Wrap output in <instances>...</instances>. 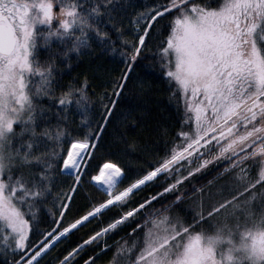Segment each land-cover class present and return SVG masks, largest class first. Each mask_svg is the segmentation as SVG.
Returning <instances> with one entry per match:
<instances>
[{"label": "snow or ice", "instance_id": "6c2138e0", "mask_svg": "<svg viewBox=\"0 0 264 264\" xmlns=\"http://www.w3.org/2000/svg\"><path fill=\"white\" fill-rule=\"evenodd\" d=\"M94 45L124 57L111 90L97 93L83 73L64 84L73 54ZM148 52L179 113L175 135L146 164H122L112 157L141 145L105 133ZM123 123H136L134 109ZM86 185L104 197L85 192L77 205ZM125 227L127 238L110 244ZM0 255L7 264L105 255L104 264H264V0H0Z\"/></svg>", "mask_w": 264, "mask_h": 264}, {"label": "trees", "instance_id": "16d2710c", "mask_svg": "<svg viewBox=\"0 0 264 264\" xmlns=\"http://www.w3.org/2000/svg\"><path fill=\"white\" fill-rule=\"evenodd\" d=\"M156 43L157 41L154 38L152 45H150L152 51H155L154 46ZM93 48L92 52L81 55L79 59L73 54L72 62L77 66L73 68L70 74L63 77L62 82L64 84H67L69 81L75 83L73 78L79 77L83 73L88 76L91 89L97 93L102 92L104 89L111 90L113 78L119 76L125 68L124 57L119 54V50L113 53L104 51L96 45ZM152 62L151 52L147 53L146 59H138L132 72L129 74L127 91L122 93L115 115L106 129L105 137L109 142L116 141L118 138L126 135L129 138L135 139L141 145V148L135 155L129 156L125 152H117V155L112 157L113 159L120 160L122 164L128 160L133 161L134 166L146 164L160 153L165 141L170 140L175 135L174 129L177 126L179 113L174 100L169 96L166 81L161 78L159 67H151L150 64ZM141 85L147 90L141 92ZM129 109L135 110V124L123 123V116ZM71 118L75 124H78L80 121V116L76 112L72 114ZM162 129L168 130L167 136L161 135ZM119 144L123 147L122 139L119 140ZM65 179L69 178L65 177ZM203 182V179L192 181L194 184ZM145 191H149V189H145ZM85 192L91 193L92 196L97 198L104 197L102 190L97 189L95 186L86 185L85 190L77 197V205H82L85 202ZM139 195L143 196L144 192H141ZM76 211L77 208L73 207L72 212L68 216L69 220L76 214ZM113 211L105 212L102 218L92 220L86 226L79 228L78 231H74L73 234L69 235L67 239L63 240L52 251L51 257H55L69 246H74L81 238H86V235L91 230L107 221L113 215ZM127 231L128 229L125 227L111 234L108 237V242L111 244L121 237L127 238ZM87 252H91V247L87 249ZM81 255L84 256L85 254L81 253ZM106 259L107 255L102 256L97 261V264H104ZM0 264H7L5 257L2 255H0Z\"/></svg>", "mask_w": 264, "mask_h": 264}]
</instances>
